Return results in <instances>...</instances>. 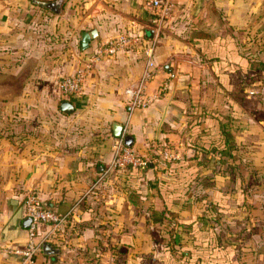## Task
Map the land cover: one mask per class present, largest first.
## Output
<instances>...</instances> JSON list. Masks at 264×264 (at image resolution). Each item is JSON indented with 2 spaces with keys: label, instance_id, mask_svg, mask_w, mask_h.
<instances>
[{
  "label": "crops",
  "instance_id": "obj_1",
  "mask_svg": "<svg viewBox=\"0 0 264 264\" xmlns=\"http://www.w3.org/2000/svg\"><path fill=\"white\" fill-rule=\"evenodd\" d=\"M166 1L149 92L167 88L131 111L142 50L94 63L78 95L58 83L98 44L154 30L150 0H0V264H28L30 193L70 215L32 264H264V0ZM115 123L140 154L181 158L100 180Z\"/></svg>",
  "mask_w": 264,
  "mask_h": 264
},
{
  "label": "built area",
  "instance_id": "obj_2",
  "mask_svg": "<svg viewBox=\"0 0 264 264\" xmlns=\"http://www.w3.org/2000/svg\"><path fill=\"white\" fill-rule=\"evenodd\" d=\"M172 5L171 2L166 0H150V6L155 12L158 11L157 14L160 15L150 26L154 29L156 36L149 38L145 28H140L132 32H123L98 44L90 54V62L86 68L79 70L76 74L66 75L59 80L58 85L62 93L67 96L80 94L83 91L86 76L91 71L94 63L103 58L117 56L123 51L138 49L144 53L145 67L139 80L127 87L125 94L131 111L146 108L153 104L161 97L163 89L167 88V84H165L156 93L149 92V85L159 72V65L156 62L157 38L163 31L162 21L169 15ZM126 136L127 131L123 130L120 136L114 138L113 157L100 180L106 178L110 173L126 170L130 167L146 168L153 163L174 161L181 158V152L170 146L157 148L153 155H142L134 147L126 144ZM24 207L25 216L32 219L28 227L29 242L27 249L24 251V261L32 264L36 255L43 251L46 243H57L70 215L60 214L46 206L33 193L26 196Z\"/></svg>",
  "mask_w": 264,
  "mask_h": 264
},
{
  "label": "water",
  "instance_id": "obj_3",
  "mask_svg": "<svg viewBox=\"0 0 264 264\" xmlns=\"http://www.w3.org/2000/svg\"><path fill=\"white\" fill-rule=\"evenodd\" d=\"M54 5H55L54 3H51V4H49V7L54 6ZM146 33H147V36L149 38H153L155 31L149 29V30H147ZM97 37H98V32L96 30H93L91 32H84L82 35V47H83V49L88 48L91 40L94 38H97ZM61 109L65 112H73L74 106L70 101L65 100L61 103ZM122 131H123V125L120 123H115L114 124L115 135L120 136L122 134ZM125 142L129 146H133V144H134L133 136L127 135L125 138ZM194 152H195V149H193V148L190 149L188 151V157H191L194 154ZM31 222H32V219L30 217H27L26 221H25L26 226L29 227ZM43 252L48 254V255L57 254V253H59V248H56L55 246H53L50 243H46L43 247Z\"/></svg>",
  "mask_w": 264,
  "mask_h": 264
},
{
  "label": "trees",
  "instance_id": "obj_4",
  "mask_svg": "<svg viewBox=\"0 0 264 264\" xmlns=\"http://www.w3.org/2000/svg\"><path fill=\"white\" fill-rule=\"evenodd\" d=\"M152 24H150V26H151ZM166 146H169V145H166Z\"/></svg>",
  "mask_w": 264,
  "mask_h": 264
}]
</instances>
